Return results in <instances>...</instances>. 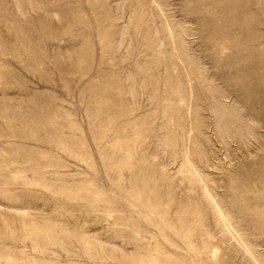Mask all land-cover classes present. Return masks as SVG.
Masks as SVG:
<instances>
[{
  "label": "rangeland",
  "instance_id": "374dc122",
  "mask_svg": "<svg viewBox=\"0 0 264 264\" xmlns=\"http://www.w3.org/2000/svg\"><path fill=\"white\" fill-rule=\"evenodd\" d=\"M0 264H264V0H0Z\"/></svg>",
  "mask_w": 264,
  "mask_h": 264
}]
</instances>
